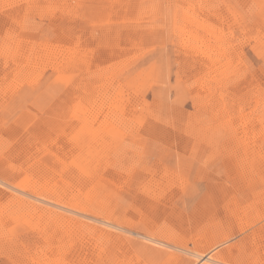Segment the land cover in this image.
Wrapping results in <instances>:
<instances>
[{
    "label": "rangeland",
    "instance_id": "obj_1",
    "mask_svg": "<svg viewBox=\"0 0 264 264\" xmlns=\"http://www.w3.org/2000/svg\"><path fill=\"white\" fill-rule=\"evenodd\" d=\"M0 169V264H137L102 221L185 242L205 196L264 264V0H0Z\"/></svg>",
    "mask_w": 264,
    "mask_h": 264
},
{
    "label": "bare ground",
    "instance_id": "obj_2",
    "mask_svg": "<svg viewBox=\"0 0 264 264\" xmlns=\"http://www.w3.org/2000/svg\"><path fill=\"white\" fill-rule=\"evenodd\" d=\"M206 1V0H205ZM223 14V13H222ZM231 18V17H230ZM6 23V22H5ZM211 23V22H210ZM139 30V29H138ZM68 33V32H67ZM122 33V32H121ZM70 35V34H69ZM222 36V35H221ZM138 38V37H137ZM188 38V37H187ZM221 38V37H220ZM227 39V38H226ZM215 40V39H214ZM110 41V40H109ZM216 41V40H215ZM3 43V42H2ZM221 43V42H220ZM179 44V43H178ZM221 45H222V43H221ZM220 45V48L222 47ZM206 46V45H205ZM225 47V46H224ZM234 49V48H233ZM220 51V50H219ZM223 51V50H222ZM197 52V51H196ZM206 53V52H205ZM220 53H221V51H220ZM222 54V53H221ZM205 60V59H204ZM206 61V60H205ZM208 63V62H207ZM198 64V63H197ZM116 65V64H115ZM203 65V64H202ZM201 66V65H200ZM203 66H205V65H203ZM203 66H202V68H203ZM209 66V65H208ZM38 68V67H37ZM201 68V67H200ZM109 69V68H108ZM105 70V69H104ZM103 70V71H104ZM45 72V71H44ZM95 72V71H94ZM227 73V72H226ZM225 73V74H226ZM231 74V73H230ZM229 76V75H228ZM227 77V76H226ZM96 78V77H95ZM221 78V77H220ZM107 80V79H106ZM221 80H222V78H221ZM8 81V80H7ZM93 81V80H92ZM217 84V83H216ZM221 87V86H220ZM96 88V87H95ZM222 89V88H221ZM96 90V89H95ZM92 94V93H91ZM201 97V96H200ZM201 99V98H200ZM88 100V99H87ZM197 100V99H196ZM219 100V99H218ZM217 100V101H218ZM198 102V101H197ZM216 102V101H215ZM220 102L222 103V100H221V98H220ZM218 104V103H217ZM224 105V104H223ZM220 106V105H219ZM221 107H222V105H221ZM214 108V107H213ZM223 108V107H222ZM216 110V109H215ZM211 111V110H210ZM217 111V110H216ZM220 113H221V115H222V109H220V110H218ZM224 111V110H223ZM87 112V111H86ZM225 113V112H224ZM213 114V113H212ZM221 115H220V117H221ZM106 117V116H105ZM216 118V117H215ZM221 118H223V117H221ZM220 118V119H221ZM219 120V119H218ZM77 121V120H76ZM117 121V120H116ZM72 122V121H71ZM81 122V121H80ZM229 122H231V121H229ZM116 124V123H115ZM78 125V124H77ZM106 125V124H105ZM44 126V125H43ZM122 126V125H121ZM42 127V126H41ZM230 127V126H229ZM232 127V126H231ZM234 128V127H233ZM40 129V128H39ZM234 131V130H233ZM206 135V134H205ZM202 137V136H201ZM206 137V136H205ZM209 137H210V135H209ZM31 139V138H30ZM34 139V138H33ZM32 139V140H33ZM212 139V138H211ZM212 142V141H211ZM39 143V142H38ZM213 143V142H212ZM60 144V143H59ZM210 144V143H209ZM208 144V145H209ZM211 145L212 144H210V147H211ZM33 147V146H32ZM35 148V147H34ZM30 150V149H29ZM243 150V149H242ZM37 151V150H36ZM4 152V151H3ZM245 153V152H244ZM18 154H20V153H18ZM34 154V153H33ZM247 154V153H246ZM64 156V155H63ZM235 156V155H234ZM21 157V156H20ZM36 162V161H35ZM101 162V161H100ZM24 163V162H23ZM250 163V162H249ZM26 164V163H25ZM242 165V164H241ZM43 166V168H44V165H42ZM233 166V165H232ZM249 166H251V165H249ZM245 167H246V164H245ZM229 168V167H228ZM77 171V170H76ZM23 172V171H22ZM54 172V171H53ZM5 173V171H4V169H0V176L2 177V178H5V179H9V177L6 175V174H4ZM49 173V172H48ZM70 173V172H69ZM205 174V173H204ZM6 175V176H5ZM44 175V174H43ZM41 176V175H40ZM48 176H50V175H48ZM53 176V175H52ZM74 176V175H73ZM47 177V176H46ZM40 178V177H39ZM1 180V179H0ZM37 180H39V179H37ZM45 180V179H44ZM81 180V179H80ZM43 181V180H42ZM41 181V182H42ZM46 182H47V180H46ZM52 182V181H51ZM44 183V182H43ZM53 183V182H52ZM32 184V183H31ZM36 184V183H35ZM235 185H233V187L232 188H237L236 187V182L234 183ZM40 185H41V183H40ZM221 185V184H220ZM46 186H47V184H46ZM37 187V186H36ZM48 187H52V185L50 186H48ZM47 187V188H48ZM97 187V186H96ZM52 189V188H51ZM53 189H54V187H53ZM55 189H56V187H55ZM92 189V188H91ZM97 189V188H96ZM228 189V188H227ZM231 189V188H230ZM2 190V189H1ZM137 190V189H136ZM237 190V189H236ZM3 191V190H2ZM47 191V190H46ZM51 190H49V192H50ZM53 191V190H52ZM56 191V190H55ZM60 191V190H59ZM59 191H57V192H59ZM90 191V190H89ZM128 191V190H127ZM216 191V190H215ZM227 191H229V190H227ZM240 191V190H239ZM245 191V190H244ZM48 192V193H49ZM219 192V191H218ZM242 192V191H241ZM247 192V191H246ZM250 192V191H249ZM248 192V193H249ZM1 193H6V192H1ZM8 193V192H7ZM52 193V192H51ZM50 193V194H51ZM90 193H91V191H90ZM214 193H216V192H214ZM247 193V194H248ZM50 194H49V196H50ZM129 194H131V193H129ZM229 194V196H230V193H228ZM238 194V193H237ZM241 194V193H240ZM245 194V193H244ZM250 194V193H249ZM2 195V194H1ZM5 195V194H4ZM17 195V194H16ZM53 195V194H52ZM51 195V196H52ZM55 195V194H54ZM67 195V194H66ZM207 195V194H206ZM263 195V194H262ZM5 196H7V195H5ZM9 196V195H8ZM56 196V195H55ZM90 196V195H89ZM175 196V195H174ZM190 196V195H189ZM205 196V195H204ZM209 196H210V194H209ZM224 193H223V191L221 192V193H219L218 194V199H222V200H224ZM235 194H234V198H235ZM238 196V195H237ZM240 196V195H239ZM242 196V195H241ZM247 196V195H246ZM249 196L250 195H248V199H250L249 198ZM251 196H252V194H251ZM57 197V196H56ZM55 197V198H56ZM58 197H59V195H58ZM92 197V196H91ZM134 197V196H133ZM226 198H225V202H226V204H225V202H224V204H223V206H221V202H222V200H217L216 198H217V196L215 197V199H216V201H218V202H216V203H221L219 206H217V207H220L219 209H216V210H214V208H213V205L211 204V206H209V207H212V209H209V207H208V203H207V199L209 198H207L206 199V196L204 197L205 199H203V200H201V202H200V205H198V206H196V211H198V213L200 214L199 215V225L201 224V222L205 219V218H208V220H209V218L210 219H214L215 220V222L212 224L213 225V227H211V229H209V230H207V231H205V229L203 230V224L201 225V227L198 225L197 226V232L192 236V237H190V238H188L187 239V241L185 240V242H182L183 241V238L184 237H181V235L179 236V234H170V233H166V231L164 230V229H162V228H158V230L157 231H155V233L154 232H152L150 229H152V228H150V227H148V225L145 223V225H144V228H139V230H138V232L136 233V235L138 236V237H140L142 240L141 241H135V240H133V239H131L130 237H125V236H123L121 233H118V232H115L116 230H112V229H120V230H123L124 228L122 227V225L125 223V221L123 220V219H121V218H118L117 216H115L114 215V213L112 214L113 216H115V217H113L114 218V220H116V223H118L120 226H118V225H116V224H114V223H112V222H103L102 221V223H104L105 225H107V227H109V228H112V229H106V230H110L109 232H113V236H112V241H113V243L114 244H116L117 245V247L116 248H118L120 251H123V249H124V251H125V253L128 255V257H132V259L133 258H136L135 259V261H136V263L137 264H248L247 263V261L246 260H249V259H246V260H242V259H240L239 258V256H240V253H239V251H238V253H239V256L237 257V256H234L233 254H232V246H229V244H228V246H224L223 248H220V245L223 243L222 242V237H223V235H227L228 233H226V225H227V223H229V225H230V227L231 228H233V227H235V226H238V225H240V223L242 222V219H244V217L245 216H243L242 215V207H240V208H238L239 206H238V204H236L237 202H233V203H235L236 205H237V208L239 209H237V210H235V208L236 207H232V205H230L229 204V202L227 201V196H225ZM232 196H230L229 198V200H235L234 198H233ZM5 198V197H4ZM32 198V197H31ZM54 198V197H53ZM238 198H240L241 199V197H238ZM244 198V197H243ZM1 199H3V198H1ZM10 199H12L11 197H10ZM35 199H37V198H35ZM63 198H61V200H62ZM212 199V198H211ZM211 199H209V200H211ZM239 199V200H240ZM247 198H246V200H248ZM260 199V198H259ZM7 200V199H6ZM69 200V199H68ZM208 200V201H209ZM238 200V199H237ZM245 200V201H246ZM251 200H253V199H251ZM261 200V199H260ZM72 201V200H71ZM242 201V200H241ZM240 201V202H241ZM244 201V202H245ZM257 201H259V200H256V203H257ZM7 202H9L8 200H7ZM42 202V201H41ZM61 202V201H60ZM64 202H65V200H64ZM227 202H228V204H227ZM31 203V202H30ZM36 203V202H35ZM52 203V202H51ZM71 203V202H70ZM211 203V202H210ZM212 203H213V201H212ZM231 203V202H230ZM241 203H243V202H241ZM255 203V204H256ZM17 204V203H16ZM27 204H28V202H27ZM58 204V203H57ZM145 204V203H144ZM215 204V203H214ZM232 204V203H231ZM248 204V203H247ZM251 204V203H250ZM249 204V205H250ZM254 204V203H253ZM259 205H260V203H258ZM258 204L257 205H255V206H258ZM12 205V204H11ZM36 205H37V203H36ZM48 205V204H47ZM70 205V204H69ZM242 205V204H241ZM246 205V204H245ZM245 205H244V207H245ZM263 205V204H262ZM2 206V205H1ZM7 206H9V205H7ZM40 206V205H39ZM55 206V205H54ZM248 206V205H247ZM253 206V205H252ZM264 206V205H263ZM6 207V206H5ZM23 207V206H22ZM21 207V208H22ZM33 207V206H32ZM41 207V206H40ZM61 207V206H60ZM165 208H164V210H163V212H164V214H163V216L164 217H166V215H168L167 216V218H170V214H171V212H170V209H169V207L168 206H164ZM251 206H249V208H250ZM260 207V206H259ZM259 207H257V210H258V208ZM8 208V207H7ZM12 208V207H11ZM36 208H38V206H36ZM46 208V207H45ZM148 208V207H147ZM246 208V207H245ZM261 208H262V206H261ZM41 209L43 210L44 208H43V206L41 207ZM145 209V208H144ZM161 209V208H160ZM177 209V208H176ZM252 209H254V208H252ZM22 210V209H21ZM195 210V209H194ZM247 209H245V211H246ZM256 210V212L257 213H259L258 211ZM264 210V209H263ZM262 210V211H263ZM4 211V210H3ZM36 211V210H35ZM45 211H47V212H49V210H45ZM148 211H149V209H148ZM239 211V212H238ZM248 211V210H247ZM253 211V210H252ZM262 211H261V213L260 214H262L263 215V213H262ZM58 212V211H57ZM60 212V211H59ZM58 212V213H59ZM162 212V213H163ZM248 212H250V211H248ZM1 213V212H0ZM21 213V212H20ZM23 213V212H22ZM46 213V212H45ZM61 213V212H60ZM59 213V214H60ZM239 213V214H238ZM246 213V212H245ZM255 213V212H254ZM13 214V213H12ZM59 214H58V217H59ZM146 214V213H145ZM160 214H161V211H160ZM207 214H208V217H207ZM244 214V213H243ZM256 214V213H255ZM0 215H2V214H0ZM5 215V214H4ZM22 215V214H21ZM195 215V214H194ZM254 215V214H253ZM3 216V215H2ZM9 216H10V213H9ZM23 216V215H22ZM37 216V215H36ZM62 218H64V216L63 215H60ZM149 216V215H148ZM151 216V215H150ZM193 216V215H192ZM212 216V217H211ZM1 217V216H0ZM46 217V216H45ZM59 218L60 220L62 219V218ZM185 217V216H184ZM195 217H196V215H195ZM194 217V218H195ZM256 217V216H255ZM260 217V216H259ZM262 217V216H261ZM43 218V217H42ZM47 218H49V217H47ZM148 218V217H147ZM189 218V217H188ZM192 218V217H191ZM193 218V219H194ZM198 218V217H197ZM246 218V217H245ZM55 219H56V217H55ZM58 219V218H57ZM56 219V220H57ZM58 219V220H59ZM112 219V218H111ZM141 219V218H140ZM255 219V218H254ZM40 220H42V219H40ZM44 220V219H43ZM49 220V219H48ZM57 220V221H58ZM106 220L107 221H109L110 219H107L106 218ZM137 220V219H136ZM150 220V219H149ZM157 220V219H156ZM211 220V221H212ZM213 220V221H214ZM250 220V219H249ZM259 220H260V218H259ZM64 221V220H63ZM67 221V220H66ZM96 221V220H95ZM143 221V220H142ZM142 221H140V222H142ZM177 221H179L177 224L179 225L180 224V220H177ZM194 221V220H193ZM244 221V220H243ZM256 221V220H255ZM152 222V221H151ZM205 222V221H204ZM248 222V221H247ZM44 223V222H43ZM57 223H59V222H57ZM62 223V222H61ZM154 223V222H153ZM189 223H191V222H189ZM193 223V222H192ZM239 223V224H238ZM243 223V222H242ZM242 223H241V225H242ZM245 223V222H244ZM253 223V222H252ZM251 223V224H252ZM256 223V222H255ZM140 224V223H139ZM142 224V223H141ZM140 224V225H141ZM165 224V223H164ZM211 224V223H210ZM263 224H264V222H263ZM42 225V224H41ZM40 225V226H41ZM55 225H57V224H55ZM73 225V224H72ZM85 225V224H84ZM129 225V224H128ZM140 225H139V227H140ZM167 225H169V224H167ZM191 225V224H190ZM194 225V224H193ZM238 226V227H240V229H243V226ZM74 226V225H73ZM79 226V225H78ZM153 226H155V225H153ZM174 226H175V224H174ZM250 226V225H249ZM262 226V225H261ZM264 226V225H263ZM51 227V226H50ZM163 227V226H162ZM166 227V226H165ZM164 227V228H165ZM172 227H173V225H172ZM206 227V226H205ZM209 227V226H208ZM246 226H244V228H245ZM73 228V227H72ZM75 228V227H74ZM96 228V227H95ZM150 228V229H149ZM166 228H168V227H166ZM254 228H256V226L254 227ZM102 229V228H101ZM135 229H138V227L137 228H135ZM170 229V228H169ZM174 229V228H173ZM176 229V228H175ZM181 229V228H180ZM179 229V230H180ZM190 229V228H189ZM206 229H207V227H206ZM263 229V228H262ZM61 230V229H60ZM97 230V229H96ZM95 230V231H96ZM105 230V231H106ZM125 230V229H124ZM155 230V229H154ZM228 230V229H227ZM260 230V229H259ZM126 232H128V233H131V231H129V229H127V230H125ZM170 231V230H169ZM174 230H172V232H173ZM181 231V230H180ZM194 231V230H193ZM242 231V230H241ZM102 232H103V230H102ZM101 232V233H102ZM107 232V231H106ZM115 232V233H114ZM175 232V231H174ZM258 232V231H257ZM264 232V231H263ZM36 233V232H35ZM104 233V232H103ZM132 233H133V231H132ZM191 233V232H190ZM198 233V234H197ZM233 233V232H232ZM244 233H245V231H244ZM243 232H242V234H244ZM43 234V233H42ZM108 234H110V233H108ZM134 234V233H133ZM263 233H262V231H261V235H262ZM87 235V234H86ZM102 235V234H101ZM107 235V234H106ZM126 235V234H125ZM264 235V234H263ZM262 235V237H264ZM27 236V235H26ZM25 236V237H26ZM36 236V235H35ZM103 236V235H102ZM105 236V235H104ZM198 236H200V237H198ZM228 236H230V235H228ZM244 236V235H243ZM251 236V234L249 235V236H247L248 238ZM255 236V235H254ZM30 237V236H29ZM234 237V236H233ZM260 237V236H259ZM44 238V237H43ZM224 239H225V237H223ZM35 239V238H34ZM67 239V238H66ZM226 239H227V237H226ZM229 239H230V237H229ZM258 239H260V238H258ZM262 239V238H261ZM237 240V239H236ZM245 240V239H244ZM257 240V239H256ZM225 241H229V240H225ZM239 241V243L242 241V239H241V241L240 240H238ZM250 241V240H249ZM188 242H192L193 243V247H189V245H188ZM234 242V241H233ZM253 242V241H252ZM237 244L238 245V247L240 246L241 247V245L244 247V245L243 244ZM257 243H258V241H257ZM233 244V243H232ZM235 244V243H234ZM258 244H260V243H258ZM236 245V244H235ZM247 245V244H246ZM245 245V246H246ZM233 247H234V245H233ZM239 247V248H240ZM258 247V246H257ZM123 248V249H122ZM220 248V249H219ZM237 248V247H236ZM238 248V249H239ZM242 248V247H241ZM256 248V247H255ZM117 249V250H118ZM217 249H219V252H218V250ZM246 249V248H245ZM257 249V248H256ZM262 249H263V251H264V245H263V247H262ZM175 250V251H174ZM48 251V250H47ZM241 251H243L244 252V248L241 250ZM258 251V250H257ZM262 251V250H261ZM260 251V252H261ZM248 252V251H247ZM250 252V251H249ZM249 252H248V254H249ZM94 253V252H93ZM122 253V252H121ZM244 253H246V252H244ZM115 254V253H114ZM117 254H118V252H117ZM120 254V253H119ZM247 254V253H246ZM252 254H254V252L252 253ZM258 254V253H257ZM241 255H242V253H241ZM245 255V254H244ZM255 255V254H254ZM43 256V255H42ZM52 256V255H51ZM243 256V255H242ZM241 256V257H242ZM246 256V255H245ZM245 256H243V257H245ZM248 256V255H247ZM252 256V255H251ZM17 257V256H16ZM50 257V256H49ZM258 257V256H257ZM248 258V257H247ZM250 258V257H249ZM263 258V257H262ZM130 259V258H129ZM244 259V258H243ZM258 259V258H257ZM242 260V261H241ZM119 261V260H118ZM121 261V260H120ZM127 261V260H126ZM250 261V260H249ZM253 262H254V260H252ZM114 262V261H113ZM128 262V261H127ZM127 262L125 263V264H127ZM258 262V260H256L255 261V264ZM261 262H262V259H261ZM50 263H51V261H50ZM54 263V262H53ZM116 263V262H115ZM114 263V264H115ZM130 263V262H129ZM132 263V262H131ZM250 263H252V262H250ZM259 264H260V262H258ZM263 263H264V261H263ZM26 264V263H25ZM111 264V263H110ZM113 264V263H112ZM124 264V263H123Z\"/></svg>",
    "mask_w": 264,
    "mask_h": 264
}]
</instances>
